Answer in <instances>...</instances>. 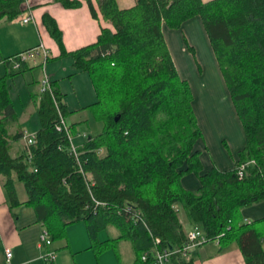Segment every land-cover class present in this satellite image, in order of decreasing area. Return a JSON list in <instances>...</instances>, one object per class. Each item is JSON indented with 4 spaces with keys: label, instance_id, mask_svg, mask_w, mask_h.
<instances>
[{
    "label": "trees",
    "instance_id": "16d2710c",
    "mask_svg": "<svg viewBox=\"0 0 264 264\" xmlns=\"http://www.w3.org/2000/svg\"><path fill=\"white\" fill-rule=\"evenodd\" d=\"M25 1L0 0V20L37 6L29 0L27 7ZM54 1L65 8L81 6L80 0ZM97 1L99 13L114 31L102 27L95 43L73 50L65 48L56 20L47 12L42 15L60 50L44 63L70 56L76 70L88 73L97 97L80 110H88L102 129L85 134L77 144V157L70 151L67 132L57 128L59 116L66 119L72 113L57 81H50V90L30 94L38 128L34 143H21L24 130L17 122L10 80L25 71L26 62L14 69L8 57L4 59L0 177L7 203L32 207L36 222L53 240L64 235L66 225L83 220L90 248L97 253L111 241L126 238L135 254L132 264H153L151 253L142 260L152 248L168 249V264H194L179 251L187 232L180 213L184 223L203 231L206 242L225 248L236 241L245 264H264V230L259 226L264 218L241 222L240 215L244 207L264 202V0H135L127 9H119L117 0ZM86 2L97 19L91 0ZM197 15L246 133L239 162L225 172L203 168L195 148L203 134L193 94L188 80L179 77L162 33L163 25L178 30ZM15 122L11 133L9 125ZM68 127L71 134L76 124ZM190 173L199 181L196 190L181 185ZM17 182L26 191L23 202ZM108 226L122 234L100 242L97 234Z\"/></svg>",
    "mask_w": 264,
    "mask_h": 264
},
{
    "label": "crops",
    "instance_id": "0c3cea01",
    "mask_svg": "<svg viewBox=\"0 0 264 264\" xmlns=\"http://www.w3.org/2000/svg\"><path fill=\"white\" fill-rule=\"evenodd\" d=\"M80 1V7L65 8L54 0H35V3H37L35 8H28L11 20L1 19L0 76L7 72L4 64L5 58L39 44H43L48 50V56L55 57L59 55L58 45L50 37L42 23L43 13H49L56 20L62 31L64 46L67 50H73L92 42L95 43L102 27L114 31L112 25L106 22L102 18V14L99 13L97 0H91L92 6L98 15L97 19L92 17L86 0ZM209 1L202 0L203 3ZM116 2L119 9H127L135 5V0H117ZM25 4L28 7L30 1L28 0ZM26 15H30L31 20L22 23L20 18ZM162 33L179 77L188 80L193 94L192 107L203 134L200 140L197 141L195 148L200 152V161L203 168L208 170L217 167L222 172L235 168L237 162H239L238 153L246 142V133H244L241 120L234 110L235 106H233L224 82L225 79L222 77L200 16L197 15L184 21L182 27L178 30L163 25ZM43 62L44 58L42 56L29 60L24 66L25 71L20 74L23 76L28 74L27 78H24V82L30 94L40 92L42 80L47 76L51 81H57L58 88L64 95L63 102L66 108L72 112L69 115L74 120L71 124L78 125L83 120L86 121V113L90 114V112L86 109L80 110V108L94 101L96 102L97 98L88 73L76 70L70 56L57 58L46 63ZM41 63L43 65L39 66ZM31 105L33 106H29L28 109L24 108L21 113L16 111L17 122L23 127L24 131L35 132L38 127L30 131L31 129H28L24 123L29 119V115L37 109L35 103ZM17 122L9 125V132L15 131ZM77 134L80 136L77 141H82L85 132H77ZM21 143L25 145L23 138ZM223 143H226L228 148L224 147ZM181 185L186 190H196L199 188V181L197 176L190 173L182 178ZM25 200L19 199L20 202ZM27 207L30 206L25 204L9 206L6 201L3 180L0 177V264H5L4 249L6 247L12 250V264H49L41 254L50 250V246H53L54 242L57 241L58 243L53 249L56 252V258L50 264H78L77 259L81 255L80 246H82L85 254L88 253V249L91 251L90 239L83 220L66 225L64 235L52 239L50 246H40L39 235L43 225L36 222L34 211L29 210ZM240 215L241 222H257L264 218V202L261 201L253 206L244 207ZM180 220L185 231L188 232L192 226L184 223L181 216ZM83 225H85L86 234ZM259 226L264 230V224L261 223ZM105 231L108 232L107 237ZM105 231H100L97 234L100 242H104L111 237L116 239L122 234L113 226H108ZM71 233H74L75 243L70 238ZM237 244L236 241H233L227 247L221 248L219 243L206 242L203 246L192 249L189 258H192L194 264H245L244 256H242ZM109 245L108 248L113 245L117 254L118 262L116 264H132L135 262L133 247L126 238L115 242L111 241ZM262 245L264 248V243ZM107 250H101L97 253L92 249L98 255L96 256L97 260L94 258L95 263L98 260L101 262V256ZM120 250H123V252L121 253Z\"/></svg>",
    "mask_w": 264,
    "mask_h": 264
},
{
    "label": "built area",
    "instance_id": "2783aa9c",
    "mask_svg": "<svg viewBox=\"0 0 264 264\" xmlns=\"http://www.w3.org/2000/svg\"><path fill=\"white\" fill-rule=\"evenodd\" d=\"M28 0L25 1V3ZM31 20V16L30 15H26L25 17L20 18V21L22 23H27L28 21ZM38 56H42L44 58V62H45V58L48 56V50L44 47L43 44H39L38 46L26 49L24 51H21L15 55L9 56L7 58V61L10 62L11 66L14 69H17L20 67L21 63L23 62H28L29 60H34L35 57ZM43 62V63H44ZM50 79L45 76L42 80L41 83V90H46L49 89L50 90ZM60 123L57 126V128L60 130L61 128L64 129L69 137V140L71 142L70 144V151L72 152V154H74L75 157L78 156V151L76 146L73 143V138L71 136V134L69 133V127L65 121V119L60 115ZM23 139L25 140V144L29 145L34 143V139H35V132H28V131H24V137ZM244 167L245 165L242 164L237 173L239 174L238 177L241 179L243 177V173H244ZM80 172H82L83 176L86 178V180L88 182H91V177L88 173H85L82 171V169L80 168ZM249 222V221H246ZM203 231H201L198 227L192 226L188 232H186V243L184 244L185 246L181 247V249H179L180 253L182 254L183 257L187 258L189 257V254L191 252L192 249L194 248H199L200 246H203L204 243H206L207 239L205 237V235H203L202 233ZM155 244H159V239H155ZM39 243L40 246H50L52 243V237L49 233V231L45 228L42 227V230L40 232L39 235ZM218 243V242H216ZM152 254L153 255V264H168L171 256V253L168 251V249H163V251H159L155 248H152L149 253H144V255L142 256V260L147 261V257L148 254ZM4 256H5V264H12V250L8 247H6L4 249ZM41 256L44 258V260L46 262H48L49 264L52 263L56 256L55 253L52 251H45L41 254Z\"/></svg>",
    "mask_w": 264,
    "mask_h": 264
},
{
    "label": "rangeland",
    "instance_id": "374dc122",
    "mask_svg": "<svg viewBox=\"0 0 264 264\" xmlns=\"http://www.w3.org/2000/svg\"><path fill=\"white\" fill-rule=\"evenodd\" d=\"M36 72H38V71H36ZM27 76H28V74H25L24 76L23 75L16 76L15 79L10 82V93H11V98H12V104L14 105V107L18 113L23 112L24 108L28 109L29 106H33V105H31L33 103V100H32V97L30 95V91L24 82V78H27ZM86 114H87V120L86 121L83 120V122L78 123V125L76 124L77 127L75 129H73L71 132L73 142H74V145L76 147H77V144H79L77 139L79 140V137H80V136H78L77 132H85V134H96V133L98 134L102 129L103 124L97 122L93 118V116L90 115L89 113H86ZM65 121L70 126V124L74 120L70 116H68L65 119ZM24 123L28 127V129H31L30 131H32V129H36V127H38V119L36 116V111H34L32 114H30L29 119L27 120V122H24ZM223 144H224V147H227L226 143H223ZM16 189H17L18 198L20 200L26 199V191H25L24 186L21 182L16 183ZM27 208H29V210H33L32 207H27ZM180 216H181L182 220L185 219L181 213H180ZM83 228H84L83 230L85 232L86 231L85 225H83ZM68 233H70V232L68 231ZM104 233L107 237L108 232L105 231ZM85 234H86V232H85ZM70 238L74 242V233H71ZM57 243H58V241L54 242L53 246L52 245L50 246L49 251L56 253L55 250H53V249H54V246L57 245ZM80 247H81L80 248L81 249V251H80L81 255H79V259H77L79 262L78 264H116L118 262L117 258H116L117 254H116L115 249L113 247L108 248L107 252L105 254H103V256H101V262L98 260L96 263L94 261V258L96 259V256H98V255L95 254L92 251V249H90L91 251H89V249H88V253L85 254L82 246H80ZM120 251H121V253L123 252V250H120ZM191 252H192V250H191Z\"/></svg>",
    "mask_w": 264,
    "mask_h": 264
},
{
    "label": "water",
    "instance_id": "95a60500",
    "mask_svg": "<svg viewBox=\"0 0 264 264\" xmlns=\"http://www.w3.org/2000/svg\"><path fill=\"white\" fill-rule=\"evenodd\" d=\"M115 120H117V117H116V119Z\"/></svg>",
    "mask_w": 264,
    "mask_h": 264
}]
</instances>
